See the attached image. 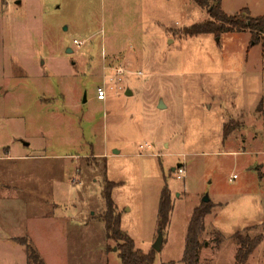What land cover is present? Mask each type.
Returning <instances> with one entry per match:
<instances>
[{
    "label": "rangeland",
    "instance_id": "1",
    "mask_svg": "<svg viewBox=\"0 0 264 264\" xmlns=\"http://www.w3.org/2000/svg\"><path fill=\"white\" fill-rule=\"evenodd\" d=\"M221 8L264 16V0ZM208 17L193 0H0V264H27L25 241L45 264H122L105 180L144 252L168 186L155 264H184L203 204L198 264H235L236 232L264 237L261 45L249 31L184 35ZM246 264H264V238Z\"/></svg>",
    "mask_w": 264,
    "mask_h": 264
},
{
    "label": "trees",
    "instance_id": "2",
    "mask_svg": "<svg viewBox=\"0 0 264 264\" xmlns=\"http://www.w3.org/2000/svg\"><path fill=\"white\" fill-rule=\"evenodd\" d=\"M202 8H207L209 17L199 23L192 24L184 30L186 37L212 34L219 38L224 33L249 31L251 44L261 45V59L263 67L264 84V16H252L246 8L238 13L228 15L221 8V0H193ZM264 107V94L260 97L256 110ZM227 132H224L226 136ZM120 186L118 182L105 180L103 197L105 199V212L102 220L105 225L106 237L117 242L118 258L122 264H155V250L144 252L135 247L134 240L127 232L121 229V215L116 212L112 199L113 189ZM173 209L171 193L167 185L163 186L157 213L158 230L163 233L170 223V215ZM210 208L203 204L193 210L187 228L185 246L182 261L184 264L199 263L200 234L204 230V217L209 214ZM238 243L235 253V264H246L253 251L263 242V235H245L243 232L234 233ZM26 251L27 264H45L39 252L30 242H23Z\"/></svg>",
    "mask_w": 264,
    "mask_h": 264
},
{
    "label": "built area",
    "instance_id": "3",
    "mask_svg": "<svg viewBox=\"0 0 264 264\" xmlns=\"http://www.w3.org/2000/svg\"><path fill=\"white\" fill-rule=\"evenodd\" d=\"M76 44H79L78 41H74ZM96 97L98 100L104 101L107 97V87L106 86H98L96 88ZM142 148V146H141ZM177 172L178 178H181L184 175V168L182 165H180L178 168L175 169ZM236 176L234 175L233 178Z\"/></svg>",
    "mask_w": 264,
    "mask_h": 264
},
{
    "label": "water",
    "instance_id": "4",
    "mask_svg": "<svg viewBox=\"0 0 264 264\" xmlns=\"http://www.w3.org/2000/svg\"><path fill=\"white\" fill-rule=\"evenodd\" d=\"M68 50L69 51H72L70 48H68ZM127 94H129V92L127 91ZM180 166V164H178L177 166H175V167H173L172 168V170L174 171L176 168H178ZM202 201L203 202H208L209 201V199H208V197H204L203 199H202ZM162 242H163V232L159 229L158 231H157V238H156V240H155V242H154V244H153V246H152V248L155 250V251H160V247H161V245H162Z\"/></svg>",
    "mask_w": 264,
    "mask_h": 264
},
{
    "label": "crops",
    "instance_id": "5",
    "mask_svg": "<svg viewBox=\"0 0 264 264\" xmlns=\"http://www.w3.org/2000/svg\"><path fill=\"white\" fill-rule=\"evenodd\" d=\"M128 92H129V90H128ZM129 94H131V92Z\"/></svg>",
    "mask_w": 264,
    "mask_h": 264
}]
</instances>
